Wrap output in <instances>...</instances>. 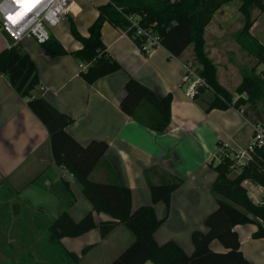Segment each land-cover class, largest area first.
<instances>
[{
  "label": "crops",
  "instance_id": "1",
  "mask_svg": "<svg viewBox=\"0 0 264 264\" xmlns=\"http://www.w3.org/2000/svg\"><path fill=\"white\" fill-rule=\"evenodd\" d=\"M75 1L76 13L70 9L71 13L50 33L67 54L47 55L41 44L25 38L19 44L20 61L7 75L0 74V264H17L13 260L21 261L27 255L39 260V264H46L42 253L38 255L32 248L33 244L45 245L53 260L62 264L66 262L60 259L61 248L77 254L79 264H110L134 241L123 225H116L104 238L94 228L76 238H63L60 244L49 243L48 228L71 196L74 200L67 213L72 221L79 222L88 213H92L95 224L113 220L107 214L93 212L69 172L54 164L48 140L62 127L82 146L92 141L107 144L102 163L89 178L100 183L117 181L129 188L133 211L151 204L145 170L157 168L182 179L168 208L162 203L153 205L156 218L162 220L153 237L158 245L173 241L191 256L192 232L206 233L204 219L218 207L210 192L217 176L210 166L216 164L214 155L224 145L228 149L246 147L253 127L261 125L253 112L263 106L246 105L239 111L229 108L206 113L213 93L206 91L194 100L188 94L191 82L182 81L184 65L196 69L190 46L178 58L162 47L146 55L124 30L107 22L101 28V41L121 70L88 85L79 77L84 66L71 56L81 44L70 33L69 18L79 34L86 37L100 5L91 4L95 10ZM257 20L250 29L254 38L252 30ZM203 38L205 51L216 66L225 57L228 45H233L232 51L240 50L235 39L230 42L224 27L215 25L212 19ZM6 48L7 41L0 33V52ZM248 59L251 60L249 56ZM217 76L218 83L230 90L223 73L217 71ZM235 76L234 81H238L234 90L241 82L239 74ZM129 78L158 98L171 96V122L164 134L158 135L139 125L120 110ZM32 98L38 99L53 116L49 124L43 125L27 107ZM142 107L146 109L148 105L144 103ZM158 178L150 173V181L157 182ZM12 191H17L15 207ZM233 231L248 264H264V240L252 238L257 227L237 225ZM209 249L220 254L228 251L217 240L209 244Z\"/></svg>",
  "mask_w": 264,
  "mask_h": 264
},
{
  "label": "trees",
  "instance_id": "2",
  "mask_svg": "<svg viewBox=\"0 0 264 264\" xmlns=\"http://www.w3.org/2000/svg\"><path fill=\"white\" fill-rule=\"evenodd\" d=\"M233 0H178L169 3L163 0H108L105 5L97 7L98 15L88 27L86 37L79 34L69 18L70 33L81 44V48L72 52L71 56L84 68L79 77L88 85L97 80L118 72L120 65L109 56L101 41V28L105 22L127 32L129 26L125 16L138 17L139 24L150 28L160 38V46L171 56L178 58L192 46L193 57L199 65L195 69L197 76L204 81L213 93L212 100L207 103L205 112L211 110H240L249 105L254 108L264 107V73H256L259 65H264V46L250 34V29L258 16L264 15V0H240L238 8L242 20V28L235 36V42L241 51L254 58L257 65L243 74L241 82L234 93L238 98L226 92L217 82L216 68L205 51L204 30L211 22L213 15ZM254 15V16H253ZM44 52L50 56L67 54L63 47L52 37L41 44ZM139 45V43H135ZM22 52L18 45L0 52V74L7 75L21 59ZM197 88L193 99L208 90ZM125 95L119 104L120 110L139 125L164 134L171 122V96L156 97L150 90L129 78L124 85ZM148 108L143 109L142 104ZM29 110L43 124L53 120L51 113L35 98L26 103ZM67 122H70L67 119ZM48 144L51 157L57 167L69 172L79 186L81 194L90 203L92 211L104 213L113 220L95 224L92 213H88L79 222L71 220L67 208L73 197L59 211L57 217L48 228V241L60 244L63 238H76L97 228L101 238L107 236L116 225H123L133 236V243L110 264H248L239 251L237 234L233 228L237 225H255L257 231L253 239L264 240V209L253 206L246 195L242 183L246 180L264 186V148L257 149L253 162L233 178L229 177V160L210 165L217 176L211 185L210 192L215 197L217 209L204 219L206 233L194 231L191 242L194 252L187 256L173 241L158 245L153 234L162 223L154 214L153 205H170L172 193L181 186L183 180L172 177L157 168L145 170L144 178L150 192L151 204L131 209V191L117 181L110 183L93 182L89 176L102 163L108 148L103 141H92L86 146L80 145L64 129L53 132ZM151 174L159 178L157 182L149 180ZM217 240L228 251L214 253L209 244ZM85 251V250H84ZM60 259L67 264H79L77 254L60 249Z\"/></svg>",
  "mask_w": 264,
  "mask_h": 264
},
{
  "label": "built area",
  "instance_id": "3",
  "mask_svg": "<svg viewBox=\"0 0 264 264\" xmlns=\"http://www.w3.org/2000/svg\"><path fill=\"white\" fill-rule=\"evenodd\" d=\"M175 3L178 0H163ZM74 0H0V33L7 41V48L20 44L25 38L34 39L38 44H44L50 39L49 29L57 27L70 11ZM128 21V36L134 43H139V50L149 55L160 46V38L150 28L139 24L138 17L125 16ZM185 83L191 82L188 94L192 97L196 89L207 88L191 65L183 66ZM222 146L214 155L216 164L222 160H229L230 174L238 175L250 165L257 149L264 148V132L257 126L253 127L252 136L244 148L228 149ZM245 182V183H244ZM242 183L249 202L258 208L264 209V186L246 180Z\"/></svg>",
  "mask_w": 264,
  "mask_h": 264
},
{
  "label": "rangeland",
  "instance_id": "4",
  "mask_svg": "<svg viewBox=\"0 0 264 264\" xmlns=\"http://www.w3.org/2000/svg\"><path fill=\"white\" fill-rule=\"evenodd\" d=\"M75 1V0H74ZM107 0H76L75 3L78 4L79 6H87L90 7V9H95L91 6V4H94L95 6H102L105 5ZM241 1L240 0H233L231 1L228 5L224 6L221 11L216 12L213 15L212 21L215 25L221 24V26L224 27L226 30L227 38L230 42L235 39L236 34L240 31L242 28V20H241V15L239 13V6H240ZM93 11V10H92ZM254 16V15H253ZM255 16L259 17V14L257 11L255 12ZM74 23V22H73ZM52 29H49V34L51 33ZM253 35L261 42V44L264 45V16L260 17L257 20V23L254 25V29L252 30ZM232 44V43H231ZM236 45V44H235ZM233 45H228L227 46V52L225 53V57L223 58L222 61H220V65L216 66L215 62L211 59L213 64L215 65L216 68V78L218 79L217 76V71H219V74L222 72L224 77L228 80L229 83H227V87L231 88L230 90H227V88H224L219 85L229 94L233 96V100H235L237 97L234 93V85L237 83V81H234L236 79L237 73L239 74L240 78L242 77L243 74H248L250 72V69L255 67L257 65V62L254 58H251V60L248 59L247 54L242 52L241 50H233L232 47ZM232 47V48H231ZM237 47V45H236ZM192 51V48L190 46L189 48ZM234 49V48H233ZM240 49V48H239ZM208 54V53H207ZM218 60V59H217ZM194 65L196 66V69H199V65L196 63L195 60H193ZM198 65V66H197ZM234 67L235 69H232ZM234 70V72H232ZM262 71L264 73V65H259L256 69V73ZM218 82V80H217ZM226 86V84H225ZM207 91H211V89H208ZM255 120L263 127L261 128V125L258 126V128L263 131L264 130V107L260 108L256 112H253ZM236 174H229L230 178L235 177ZM93 180V179H92ZM17 191H12V205L13 207L18 206V202L15 199ZM15 230V229H13ZM12 230V232H13ZM31 245L29 242L28 247ZM25 246V245H24ZM35 251H37L38 255L41 252L42 255L44 256V261L46 264H62L58 260H53L51 251L46 249L47 247L45 245H39V244H33L31 245ZM27 247V246H26ZM24 251V249H23ZM13 263H19V264H39V260L36 261V259H31L29 255L23 257L21 261H15L13 260ZM67 264V263H66Z\"/></svg>",
  "mask_w": 264,
  "mask_h": 264
},
{
  "label": "bare ground",
  "instance_id": "5",
  "mask_svg": "<svg viewBox=\"0 0 264 264\" xmlns=\"http://www.w3.org/2000/svg\"><path fill=\"white\" fill-rule=\"evenodd\" d=\"M72 5H71L70 9L73 10L74 13H76L75 5H73V6Z\"/></svg>",
  "mask_w": 264,
  "mask_h": 264
}]
</instances>
